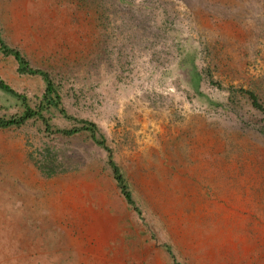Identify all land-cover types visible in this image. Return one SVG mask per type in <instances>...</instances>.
I'll return each instance as SVG.
<instances>
[{
  "label": "rangeland",
  "instance_id": "rangeland-1",
  "mask_svg": "<svg viewBox=\"0 0 264 264\" xmlns=\"http://www.w3.org/2000/svg\"><path fill=\"white\" fill-rule=\"evenodd\" d=\"M0 37L108 148L53 107L0 127V264H264V0H0Z\"/></svg>",
  "mask_w": 264,
  "mask_h": 264
},
{
  "label": "trees",
  "instance_id": "trees-1",
  "mask_svg": "<svg viewBox=\"0 0 264 264\" xmlns=\"http://www.w3.org/2000/svg\"><path fill=\"white\" fill-rule=\"evenodd\" d=\"M0 49L6 55L10 54L17 62V71L19 73L26 74H38L44 81V89L41 92L40 98L38 102L34 105L30 104L28 98L25 93L17 91L14 87H12L7 81L0 77V89L16 96L20 99L22 103V110L19 114H13L8 117H0V127L9 126L12 124H21L29 118L37 117L45 123V127L49 129L50 123L46 116L45 111L49 108L53 107L58 110V112L64 117L71 121H74V124L69 127H56L55 131H59L64 134L71 135L76 133L77 131L84 129L90 132V136L95 140L96 143L106 146L105 138L102 134L97 132L98 126L97 124L88 118L78 117L69 112L66 106L63 104V92L61 83L55 81L53 76L47 69L32 65L28 58L21 52L17 47H13L6 43L0 37ZM196 75H199V71L195 70ZM214 83V82H212ZM243 90V88H240ZM244 91L250 97L253 105L257 107H261L260 102L257 100V95L255 91L251 88H246ZM108 149V148H107ZM109 165L112 168V172L115 180L117 181L121 192L124 194L125 198L130 203H134L130 190L127 188V185L124 181V177L117 165V163L111 158L109 154ZM55 172V168L53 166H49L47 174H51Z\"/></svg>",
  "mask_w": 264,
  "mask_h": 264
}]
</instances>
